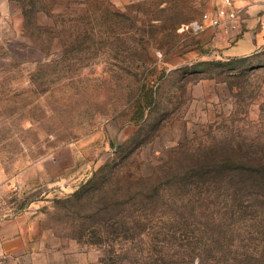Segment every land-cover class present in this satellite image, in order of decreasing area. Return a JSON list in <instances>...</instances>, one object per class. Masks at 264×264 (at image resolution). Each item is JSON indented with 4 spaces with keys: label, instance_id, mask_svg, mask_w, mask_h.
<instances>
[{
    "label": "rangeland",
    "instance_id": "obj_1",
    "mask_svg": "<svg viewBox=\"0 0 264 264\" xmlns=\"http://www.w3.org/2000/svg\"><path fill=\"white\" fill-rule=\"evenodd\" d=\"M223 11L0 0V224L20 222L28 262L264 264L263 207L144 191L197 158L264 155V50L228 56L240 35L202 22Z\"/></svg>",
    "mask_w": 264,
    "mask_h": 264
},
{
    "label": "trees",
    "instance_id": "obj_2",
    "mask_svg": "<svg viewBox=\"0 0 264 264\" xmlns=\"http://www.w3.org/2000/svg\"><path fill=\"white\" fill-rule=\"evenodd\" d=\"M147 178L151 180V176ZM102 180L110 182L111 178L105 177ZM97 185L99 182H94L91 187ZM86 189L84 187L82 190ZM144 191H150L147 196L150 205L154 204V207L164 197L184 193L194 202L206 206L219 204L214 200L223 196L222 200H228L225 204L243 198L246 208L260 206L264 209V155L197 158L190 162L184 177L176 182L175 187L163 190L152 185Z\"/></svg>",
    "mask_w": 264,
    "mask_h": 264
},
{
    "label": "crops",
    "instance_id": "obj_3",
    "mask_svg": "<svg viewBox=\"0 0 264 264\" xmlns=\"http://www.w3.org/2000/svg\"><path fill=\"white\" fill-rule=\"evenodd\" d=\"M234 5L240 10L239 31L233 32L240 35L236 45L226 50L228 56H246L261 45L262 33L259 20L264 15V7L260 0H234ZM225 35L224 32H221ZM229 33L223 42L235 39ZM23 229L19 221H5L0 224V264H32L27 261L30 248L24 245Z\"/></svg>",
    "mask_w": 264,
    "mask_h": 264
},
{
    "label": "built area",
    "instance_id": "obj_4",
    "mask_svg": "<svg viewBox=\"0 0 264 264\" xmlns=\"http://www.w3.org/2000/svg\"><path fill=\"white\" fill-rule=\"evenodd\" d=\"M264 7V0H260ZM224 11L221 15L206 13L203 15L202 22L208 23L212 27L219 28L224 33L238 32L239 31V13L240 10L235 7L234 0H223ZM195 29H202L203 26L195 23ZM259 27L262 33L261 48L264 50V15L259 20Z\"/></svg>",
    "mask_w": 264,
    "mask_h": 264
}]
</instances>
